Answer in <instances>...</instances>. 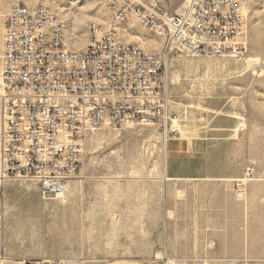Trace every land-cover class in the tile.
I'll list each match as a JSON object with an SVG mask.
<instances>
[{
  "label": "rangeland",
  "instance_id": "1",
  "mask_svg": "<svg viewBox=\"0 0 264 264\" xmlns=\"http://www.w3.org/2000/svg\"><path fill=\"white\" fill-rule=\"evenodd\" d=\"M159 1L169 15L184 2ZM243 1L242 59L182 54L167 64L182 136L165 142L158 126L129 123L87 135L81 173L60 201L41 200L33 181L4 183L6 264H264V0ZM39 2L62 22L69 50L89 45V22H111L102 0H0V55L3 15ZM118 35L158 49L134 21Z\"/></svg>",
  "mask_w": 264,
  "mask_h": 264
},
{
  "label": "built area",
  "instance_id": "2",
  "mask_svg": "<svg viewBox=\"0 0 264 264\" xmlns=\"http://www.w3.org/2000/svg\"><path fill=\"white\" fill-rule=\"evenodd\" d=\"M113 23H88L92 44L69 50L62 22L42 2L3 15L0 55V264L4 183L33 181L43 201L63 199L79 177L83 142L100 129L158 126L164 141L182 136L171 113L167 64L188 54L242 59L247 52L243 0H184L169 15L159 0H102ZM163 32L164 52L121 41L123 22ZM254 69H259L256 66ZM60 130H69L61 138ZM252 174L247 170L245 176ZM246 179L236 180L238 184ZM18 264H65L43 259Z\"/></svg>",
  "mask_w": 264,
  "mask_h": 264
},
{
  "label": "bare ground",
  "instance_id": "3",
  "mask_svg": "<svg viewBox=\"0 0 264 264\" xmlns=\"http://www.w3.org/2000/svg\"><path fill=\"white\" fill-rule=\"evenodd\" d=\"M110 17H111V22L110 23H113V16H110ZM153 34L159 40H163V32H153ZM91 44H92V36L90 37V43H89V45H91ZM157 46H158L157 52H164V44H157ZM60 137L61 138H69V130H60Z\"/></svg>",
  "mask_w": 264,
  "mask_h": 264
},
{
  "label": "crops",
  "instance_id": "4",
  "mask_svg": "<svg viewBox=\"0 0 264 264\" xmlns=\"http://www.w3.org/2000/svg\"><path fill=\"white\" fill-rule=\"evenodd\" d=\"M126 42H130V41H126ZM168 179L171 180L172 178H168ZM107 264H144V263L137 260H118V261L109 262Z\"/></svg>",
  "mask_w": 264,
  "mask_h": 264
}]
</instances>
